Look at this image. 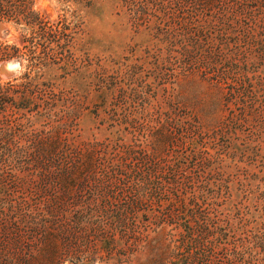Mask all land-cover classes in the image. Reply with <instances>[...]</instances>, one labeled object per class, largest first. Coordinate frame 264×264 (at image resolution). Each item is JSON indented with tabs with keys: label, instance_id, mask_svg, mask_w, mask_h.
<instances>
[{
	"label": "rangeland",
	"instance_id": "1",
	"mask_svg": "<svg viewBox=\"0 0 264 264\" xmlns=\"http://www.w3.org/2000/svg\"><path fill=\"white\" fill-rule=\"evenodd\" d=\"M96 1L3 23L0 264H264V3Z\"/></svg>",
	"mask_w": 264,
	"mask_h": 264
},
{
	"label": "trees",
	"instance_id": "2",
	"mask_svg": "<svg viewBox=\"0 0 264 264\" xmlns=\"http://www.w3.org/2000/svg\"><path fill=\"white\" fill-rule=\"evenodd\" d=\"M38 0H0V23H13L15 25H21L22 22L25 23L26 26L32 24L37 19H39L38 13L34 11V7ZM57 3L60 4H68L73 5L78 8L88 9L91 8L96 0H55ZM113 4H118L119 0H111ZM198 1H208L210 3L214 0H198ZM261 3H264V0H258ZM143 10H140L142 12ZM144 12V11H143ZM4 54L2 53V47L0 46V61L4 59ZM240 128L239 126L230 127V121H224L221 125V129H225V132L228 133L230 130H236ZM218 147V148H217ZM212 148H217L218 150V157L225 156L233 161L238 159L247 158L251 165L252 163L257 162L259 158V162L264 163V155L259 156L258 150L252 148L250 146H242L239 147L236 145L234 139H228L224 141V144L214 145ZM222 151V152H221ZM240 157V158H238ZM238 158V159H236ZM186 203H189L186 204ZM198 202L197 199L191 198L186 202L185 199H180V213L181 220L187 221V213L195 217V211L190 206H197Z\"/></svg>",
	"mask_w": 264,
	"mask_h": 264
},
{
	"label": "water",
	"instance_id": "3",
	"mask_svg": "<svg viewBox=\"0 0 264 264\" xmlns=\"http://www.w3.org/2000/svg\"><path fill=\"white\" fill-rule=\"evenodd\" d=\"M12 35V30L10 27L4 25L3 23H0V39H5L8 38V36ZM16 61L19 62L18 59H13V60H7V61H2L0 63V74L7 77L10 75L15 74V71H12L8 69V65L12 62ZM20 63V62H19Z\"/></svg>",
	"mask_w": 264,
	"mask_h": 264
},
{
	"label": "bare ground",
	"instance_id": "4",
	"mask_svg": "<svg viewBox=\"0 0 264 264\" xmlns=\"http://www.w3.org/2000/svg\"><path fill=\"white\" fill-rule=\"evenodd\" d=\"M12 30V28H11ZM13 33V32H12ZM8 69L15 71L16 73L18 71H20L21 67H20V63L16 62V61H12L9 65H8Z\"/></svg>",
	"mask_w": 264,
	"mask_h": 264
}]
</instances>
